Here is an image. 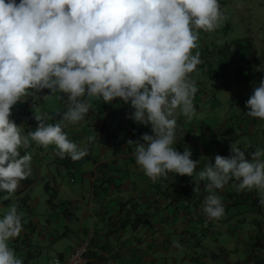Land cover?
Listing matches in <instances>:
<instances>
[{
    "label": "crops",
    "instance_id": "1",
    "mask_svg": "<svg viewBox=\"0 0 264 264\" xmlns=\"http://www.w3.org/2000/svg\"><path fill=\"white\" fill-rule=\"evenodd\" d=\"M234 2L220 0L221 25L199 30L192 50L202 61L189 74L198 85L196 113L190 119L177 114L175 147L183 152L188 146L192 159L200 160L193 175L169 171L148 177L136 164V145L128 141L143 142L144 133L154 134L151 125L131 118L130 102L92 98L84 118L65 122L64 128L87 154L73 160L60 156L54 144L31 142L20 150L32 155L31 175L16 192H0L2 215L15 204L22 216L23 230L12 246L24 264H45L44 248L50 244L66 259L84 242L90 246L85 264H264V196L229 181L216 189L225 214L210 218L203 211L208 181L198 176L216 154L231 155L233 142L248 159L264 147V119L248 115L246 106L264 79V0L249 9L246 39L219 43L232 24L227 14ZM22 100L12 106L11 118L26 133L37 127L35 116L60 121L68 102L66 93L47 88L30 90ZM64 175L76 178L72 186H64ZM42 201L54 210V221L38 215Z\"/></svg>",
    "mask_w": 264,
    "mask_h": 264
},
{
    "label": "clouds",
    "instance_id": "2",
    "mask_svg": "<svg viewBox=\"0 0 264 264\" xmlns=\"http://www.w3.org/2000/svg\"><path fill=\"white\" fill-rule=\"evenodd\" d=\"M224 16L220 0H0V192H16L31 175L32 155L20 151L31 142L54 144L60 156L73 160L87 154L64 128L84 118L92 98L130 102L131 118L151 125L154 134L144 133L143 142L128 141L148 177L169 171L192 176L200 160L192 159L188 146L176 149L177 114L190 119L196 113L198 85L189 74L202 61L192 50L199 30H216ZM44 88L67 94L66 111L56 123L35 116L37 127L26 133L11 118L12 106ZM246 106L248 115L264 119V79ZM230 150L198 172L208 181L203 211L210 218L225 214L216 189L229 181L264 196V147L250 159L234 142ZM22 230L13 204L0 215V264H24L9 244Z\"/></svg>",
    "mask_w": 264,
    "mask_h": 264
},
{
    "label": "rangeland",
    "instance_id": "3",
    "mask_svg": "<svg viewBox=\"0 0 264 264\" xmlns=\"http://www.w3.org/2000/svg\"><path fill=\"white\" fill-rule=\"evenodd\" d=\"M235 2L232 3V7H230L231 11L227 14V17L229 18L230 22L232 24H230V28L227 29L226 31H222V36H221V40L219 43H231L234 44L233 41L231 42V39H234L235 41H241L246 39V23L251 19L250 17V13L251 10L250 7H253L255 4H257L258 0H234ZM258 7V6H257ZM225 39V40H223ZM215 41H219V39L215 40ZM230 45V44H228ZM219 47L220 44H219ZM218 48V47H217ZM216 48V49H217ZM223 48V47H221ZM229 55V53H227ZM223 88L225 86H222ZM219 92V91H218ZM217 92V93H218ZM61 179H64L63 184L64 186H72L74 184V180L76 178L74 177H69L68 175H64ZM70 179H72L70 181ZM8 211L5 210V213ZM4 212V210L0 209V215H2V213ZM40 213V214H38ZM38 215L39 216H43L46 218H49L51 221H54L53 218L55 217L54 215V210H51L49 205H47L44 201L41 202V206L40 209L38 210ZM44 219V218H43ZM43 224H45V219L43 220ZM239 223H237V227H238ZM218 227H223L222 225H217ZM16 238V237H14ZM10 239L9 244L11 247L12 246V240L14 239ZM225 240H227L225 238ZM53 245V244H52ZM52 245H48V247L44 248L45 250V264H53L52 260L54 258H57V252L55 250H50V248L52 247ZM14 248V247H13ZM16 254L18 255V251L14 248Z\"/></svg>",
    "mask_w": 264,
    "mask_h": 264
},
{
    "label": "built area",
    "instance_id": "4",
    "mask_svg": "<svg viewBox=\"0 0 264 264\" xmlns=\"http://www.w3.org/2000/svg\"><path fill=\"white\" fill-rule=\"evenodd\" d=\"M89 247V244L87 242H84L77 246L67 259L62 260L55 258L53 260V264L57 259L60 261V264H85V255L89 251Z\"/></svg>",
    "mask_w": 264,
    "mask_h": 264
},
{
    "label": "trees",
    "instance_id": "5",
    "mask_svg": "<svg viewBox=\"0 0 264 264\" xmlns=\"http://www.w3.org/2000/svg\"><path fill=\"white\" fill-rule=\"evenodd\" d=\"M234 49H235V46H234Z\"/></svg>",
    "mask_w": 264,
    "mask_h": 264
}]
</instances>
